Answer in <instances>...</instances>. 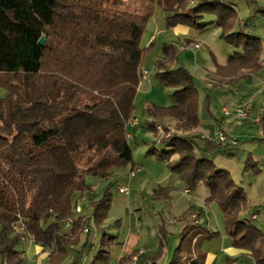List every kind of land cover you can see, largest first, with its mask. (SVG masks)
<instances>
[{
  "label": "trees",
  "instance_id": "1",
  "mask_svg": "<svg viewBox=\"0 0 264 264\" xmlns=\"http://www.w3.org/2000/svg\"><path fill=\"white\" fill-rule=\"evenodd\" d=\"M175 1L177 11L165 17L168 30L184 26L202 32L216 25L222 30L221 40L237 49L228 65H218L210 74L219 92L263 68L262 40L252 23L238 25L236 0ZM165 3L0 0V86L7 91L0 98V264L19 256L22 234L52 250L51 263L59 264L80 244L83 229L92 226L103 231V236L91 264H110L116 239L104 234V225L112 206L111 195L108 192L91 203V216L74 218V201L90 190L87 177L108 179L117 168H136L127 134H131L129 123L135 119L136 97L149 50L142 49L141 41L156 7L164 9ZM209 18L214 21L206 22ZM235 28L240 30L234 32ZM42 37L46 38L44 46L39 44ZM184 44L189 47L194 43L185 40ZM177 60L174 47L164 44L163 57L155 63V79L173 90L174 105L148 104L151 121L146 128L163 148H151L148 154L168 163L189 192L201 182L210 189L217 185L225 188L218 203L224 215V232L232 245L250 253L243 256V264H264V233L256 222L241 217L247 198L230 173L214 164L221 147H233L210 140L203 148L197 147L194 141L199 137L193 134L201 127L199 96L192 74L177 67ZM202 111L213 117L210 97ZM168 120L175 121L176 132L165 124ZM159 128L166 131L165 136L160 135ZM246 164V172L260 174L252 159ZM190 214L192 218L194 209ZM69 217L74 221L66 228L64 221ZM18 226L24 233H18ZM199 229L207 236L197 242ZM90 234L91 229L85 247ZM160 234L156 258L167 245L164 229ZM219 236V232L194 225L182 235L168 264H185L204 241ZM133 256L120 264L131 262ZM80 259L72 264H79ZM22 262L19 259L18 264Z\"/></svg>",
  "mask_w": 264,
  "mask_h": 264
},
{
  "label": "rangeland",
  "instance_id": "2",
  "mask_svg": "<svg viewBox=\"0 0 264 264\" xmlns=\"http://www.w3.org/2000/svg\"><path fill=\"white\" fill-rule=\"evenodd\" d=\"M260 1L264 7V0ZM194 2L195 0H192L191 3ZM175 7H177L176 1L169 2L167 10L171 11ZM238 8V25L241 21L252 23L257 31L259 30L264 52L263 15L258 14L257 18L251 17L244 2H240ZM170 11H167V13ZM167 13L160 7H156L154 16L149 21L141 41L142 49H149L143 66V69L148 72V80L142 79L139 86L134 112V117L138 120L139 126L134 129L130 121L129 132L132 139L128 140L133 151L134 163L137 164L136 168H140L141 171L131 176L132 168L128 166L111 171L108 179L98 176L87 177L86 181L90 186V190L79 196V198L81 196L85 197V201L81 203L82 213L74 214V218H78L79 215L83 214L91 216L93 213L91 203L101 200L109 192L112 206L104 225V234L108 238H115L118 241V244L110 251V264H119L120 258L128 248L122 246V244L128 243V241L130 248H143L150 256L154 254L157 251L161 237V229L166 232V247H168L166 249L169 262L179 246L180 234L186 232L184 230L186 226L191 229L196 221L200 220L201 227L205 230L211 232L225 231L224 215L219 204L214 200L210 202L212 192H209L201 184L195 190H191V194L184 193L186 186L177 175L171 172L168 163L159 161L155 155L148 154L151 148H156L158 151L163 148L159 143L155 145L158 138L146 128V124L150 119L146 108L150 103L159 107L174 105L173 90L159 84L155 79L158 72L155 63L163 57V45L169 44L174 47L178 55L175 65L189 71L194 78L200 106L202 105L201 109L206 104L207 98L210 97V111L219 121L223 120L226 118L223 109L234 107L241 99H245V95L242 93L241 87L239 88V84L233 87L226 86L224 91L219 92L218 88L214 86L216 84L215 81H212L210 74L215 73L218 65H228L229 58L234 56L237 49L221 40L222 30L219 27L216 28V26L202 32L192 30L188 37H184L182 34L179 35L180 39H178L174 36L172 30L166 28L165 16ZM209 21L210 19L206 22ZM238 30L240 29L238 28ZM185 38L200 44L201 50L193 52L190 48H186L183 44ZM153 42L156 43L154 48L150 46ZM263 54L261 59L264 58ZM262 75H264V72ZM208 81L212 82L209 84ZM261 87L264 88V83H261ZM4 93L7 94V91L0 86V98L4 97ZM260 122V117L257 116L255 123ZM165 124L172 132H176L175 121L168 120ZM159 131L161 136H165L166 131L163 128ZM196 133L194 132L193 135H196ZM224 134L231 136L227 133ZM197 140L198 138L194 141L196 144ZM243 145L240 146V149L244 148ZM245 149L248 150L247 147ZM214 164L218 169L229 172L236 186L244 188L243 193L247 198V205L241 214L242 216L243 214L248 216L254 213L258 214V226L264 233V201L260 199L264 197V175L258 178L249 174L244 175V161L237 157L230 158L226 156L223 148L218 151ZM250 183L254 184L253 189L249 187ZM119 188L127 189L128 193H119ZM78 199L74 201V207ZM193 209L198 216L201 211L204 213L199 216V219L197 217L194 219L193 216L191 218L190 213ZM252 220L255 222L253 218ZM102 236L103 231L99 232L94 226L91 227V245L85 252V259L81 264H91L93 257L99 250ZM85 238L86 234L83 233L81 241H85ZM215 247L218 251L221 250L217 242L212 244V248ZM20 248L19 245L17 250ZM188 260L184 261L185 264ZM131 264H137V262Z\"/></svg>",
  "mask_w": 264,
  "mask_h": 264
},
{
  "label": "crops",
  "instance_id": "3",
  "mask_svg": "<svg viewBox=\"0 0 264 264\" xmlns=\"http://www.w3.org/2000/svg\"><path fill=\"white\" fill-rule=\"evenodd\" d=\"M169 2L172 3V2H175V0H167L166 6L163 9L165 13H167V11H170V10H167V6L169 5ZM240 2H244V4L247 5V8H248L247 12L251 17L257 18L258 14H262L263 19H264V7H263V3L260 0H255V1L253 0L254 3H252V5H248L244 0H236V12H237V9H239L238 6L240 5ZM175 11H177V7H175L170 12L173 13ZM256 12H258V14L254 16V13ZM209 19L210 21H214L213 18H209ZM240 25H241L240 27H243L245 23L241 21ZM214 26L216 25H212L209 28L214 27ZM209 28L206 30H209ZM216 28L218 27L216 26ZM190 31L192 30L184 26H178L172 29L174 36L177 37L178 39H180L179 35H182V34L184 35V37L185 36L188 37V35L190 34ZM238 31L239 30L237 28L234 29V32H238ZM258 34L260 36L259 30H258ZM260 38L262 40L261 36ZM185 40L190 41L189 38H185L184 41ZM193 43L194 44L190 45L189 47L187 46L185 47L190 48L191 50H193V52L201 50L200 44H198L197 42H193ZM196 46H199V49H196L195 48ZM263 53L264 52L262 51V54ZM262 61H263V68L259 72L252 75L249 78L248 77L243 78L241 79V81L238 82L239 88L241 87L242 93L245 95L244 97L245 100H248L253 106V109H252L253 112L249 120L241 122V121H238L235 117H226L223 120L219 121L214 116L213 117L207 116V114L204 111H202L201 109L202 105H201L199 107V113L201 116V127L195 131L197 132L196 135L199 137V139L197 140V144H196L199 149L203 148L205 145V142L207 140H210L211 137L214 135V133L220 129L231 136L237 137L240 141L238 146L229 148V149L223 148V150L225 151L226 156L230 158L237 157L244 161V170H243L244 175L249 174L252 177H257V178L259 176L264 175V88L261 87V83H264V75H262V73L264 72V58H262ZM207 80H208V74H207ZM211 82L212 81H208L209 84ZM5 95L6 93H4V96ZM257 116L260 117V120L263 119L261 123H255ZM149 121H151V118L149 119ZM134 129H136V127H134ZM157 141L155 145H158L159 140ZM242 144H244L243 145L244 148L240 149V146ZM245 147H247L248 150H246ZM220 149H222V147ZM217 154L215 156V159L217 157ZM174 159H176V157H174ZM250 159H252L255 163H257L258 168L260 169L259 175H254L249 171L248 172L245 171V167L247 165L246 163ZM201 184H203L209 190V192H212L210 196V199H211L210 202L214 200L217 203H219L226 193V189L223 188L221 185H217L216 187H213L210 189L209 186L206 185L204 182H201L199 185ZM249 187L253 189L254 184L250 183ZM167 188H171V187H167ZM186 190L188 189L185 187L184 193H186L185 192ZM242 190H244V188H242ZM188 194H191V192H189ZM260 199L264 201V197ZM258 208H261V207H258ZM203 213H204L203 211L200 212V214H203ZM195 215H196V212H195ZM253 215H255V213L252 214L251 216L244 215V214L242 216L241 214V217L243 219L251 221L253 218ZM255 222L258 224V214H257V219L255 220ZM194 225H198L199 227H201L200 220L199 221L197 220L196 224ZM187 229L189 228L186 226L184 230L187 231ZM207 231H210V230H207ZM219 233H220L219 238L211 242L204 241L200 247V250L193 254V256L188 260L187 264H225V263L243 264L242 262L243 256L250 255V253L246 250L237 248L234 245H232L231 238L227 236L225 232L220 231ZM184 234L185 232H183V234L181 233L180 237L182 238V235ZM206 236L207 234L199 229L196 231L195 241L199 242L200 240L204 239ZM181 238H180V241H181ZM88 242H89L88 246L85 247L86 242L80 241V244L78 246L73 247L72 249L68 251L67 258L64 259L62 262H60L59 264H63V263L72 264V262L75 259H77V257L79 256H81V259L79 261V264H81L82 261L85 259L84 258L85 252H87L89 246L91 245L90 238ZM215 242L219 243L221 250L218 251L216 247L212 248V244ZM116 244H118V241H116ZM122 246H127L128 248L126 251H124L122 257L120 258L119 264L121 260H123L125 257L131 255L132 253L135 256L140 249H143V248H138V249L130 248L129 241L128 243L122 244ZM20 247L21 248L17 250L19 252V256L6 258L1 262V264H18L19 259L23 260L22 264H52L51 257H50L52 254V250L42 248L41 246L35 244V242L32 239L26 241L25 243H21ZM159 248H160V242L158 244L157 251L151 256L147 254L146 251H145L146 252L145 254L138 256L137 264H154V262L156 264H168L169 263V255L167 252L168 247H165L161 256L159 258H156L157 253H159ZM68 258L70 259L67 260ZM131 263H133V261L131 262L125 261L122 264H131Z\"/></svg>",
  "mask_w": 264,
  "mask_h": 264
},
{
  "label": "built area",
  "instance_id": "4",
  "mask_svg": "<svg viewBox=\"0 0 264 264\" xmlns=\"http://www.w3.org/2000/svg\"><path fill=\"white\" fill-rule=\"evenodd\" d=\"M196 49H199V46L195 47ZM142 79L143 80H148V72L146 70H143L142 72ZM234 93H236L234 91ZM223 113L226 117H235L238 121H247L251 114H252V105L249 101L245 100V99H241L240 102L235 105L234 107H225L223 109ZM131 126L133 127H137L139 125V122L137 119H134L131 122ZM130 126V125H129ZM159 130H161L159 128ZM127 139L130 140L132 139V135L131 134H127ZM212 142L215 143H219L221 146L223 147H236L238 145V139L234 136H227L226 134L222 133L220 130H217L213 137H211L210 139ZM140 168H136L134 170L131 171V176H134L136 173L140 172ZM186 194L189 193V190L185 191ZM119 193L121 194H127L128 190L124 189V188H119ZM85 201V197L81 196L75 204L74 207V212L75 214H81L82 213V208H81V203ZM193 218H196V215H193ZM253 219L256 220L257 219V214L253 215ZM74 218L73 217H69L64 221V224L66 226V228H70L73 224ZM18 233L22 234L24 233L23 227L18 226L16 227ZM91 228H84L83 229V233L88 234L90 232ZM30 239H28L26 236H24V234H22V238L21 241L23 243H25L26 241H28ZM145 254V250L144 249H140L137 254L133 257L132 261L134 263L137 262L138 260V256H141Z\"/></svg>",
  "mask_w": 264,
  "mask_h": 264
},
{
  "label": "water",
  "instance_id": "5",
  "mask_svg": "<svg viewBox=\"0 0 264 264\" xmlns=\"http://www.w3.org/2000/svg\"><path fill=\"white\" fill-rule=\"evenodd\" d=\"M45 43H46V38H45V37H42V38L40 39V41H39V44H40L41 46H44Z\"/></svg>",
  "mask_w": 264,
  "mask_h": 264
}]
</instances>
